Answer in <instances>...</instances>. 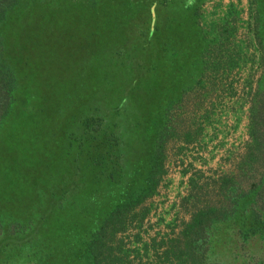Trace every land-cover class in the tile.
<instances>
[{
	"label": "rangeland",
	"instance_id": "rangeland-1",
	"mask_svg": "<svg viewBox=\"0 0 264 264\" xmlns=\"http://www.w3.org/2000/svg\"><path fill=\"white\" fill-rule=\"evenodd\" d=\"M253 1L30 4L44 32L7 45L26 77L0 118V264H186L175 252L191 239L203 264L263 257L264 243L238 244L241 213L193 233L262 171L249 154V96L264 86ZM90 110L104 118L92 131Z\"/></svg>",
	"mask_w": 264,
	"mask_h": 264
},
{
	"label": "trees",
	"instance_id": "trees-1",
	"mask_svg": "<svg viewBox=\"0 0 264 264\" xmlns=\"http://www.w3.org/2000/svg\"><path fill=\"white\" fill-rule=\"evenodd\" d=\"M35 1H41L48 3L51 0H0V118L1 120L5 119L13 111L14 105L17 100H21L20 84L21 80L26 76L19 73L14 64L11 63V60L8 57V52L10 51L8 44L15 45L14 37L18 36L19 31H22V28L25 26L32 27L35 32L40 30V33L44 32L38 24H34V17L36 15H30L29 6ZM251 3H254L251 0ZM264 3V2H263ZM41 12H37L38 17L42 15ZM262 10L258 13L262 14ZM17 14L16 18L13 19L12 15ZM28 19V23H24L23 20ZM264 21V17H261L260 22L256 25V33L259 32L264 34V24H261ZM261 24V26H260ZM46 25V24H45ZM51 28V27H48ZM46 28V29H48ZM37 34L34 33V38ZM22 45V44H21ZM18 46L17 54L20 50ZM261 52V63L264 64V48H260ZM114 55H122L123 49L118 47L117 50H113ZM245 93V92H244ZM247 94V91H246ZM249 114L251 115V121L253 122V128L251 133L255 138H258L256 142L251 143L250 156L255 160L259 161L262 171L259 174V177L252 181L248 187L244 188L242 195L239 198H234L229 202L226 208H222L221 211L210 212L200 216L194 223V235L197 238L203 236L206 233V229L209 225V221L216 217L217 219H222L230 216H236L238 213H241L240 220L234 225L235 232H239L241 236L239 237V243L244 249H247L251 241H258L264 243V86L257 84L256 89L253 93H250L249 96ZM81 105V103H80ZM81 107V106H80ZM79 107V108H80ZM44 108V107H43ZM36 114L39 112L36 110H31ZM20 112V111H19ZM74 113V112H73ZM72 113V115H73ZM79 115L77 116V111L75 117H79L81 121V110L79 109ZM70 115V116H72ZM104 121V118L99 114L98 111H86L83 116V127H91L93 123H101ZM77 126V123H75ZM91 129V128H90ZM96 131L97 129H93ZM66 131V130H65ZM86 131V130H85ZM92 131V129H91ZM71 133H66L69 136ZM159 135H157V144L159 140ZM156 152V151H155ZM116 211L113 210L111 215ZM246 212V213H245ZM22 226V224H21ZM1 227V226H0ZM195 241L191 239L186 246V250H178L175 252L177 257L184 261L186 264H189L195 258V264H203V255L202 252H199L196 248L191 246V243ZM238 242V241H237ZM264 249L261 245V249ZM200 249H203L200 247ZM260 249V250H261ZM247 264H264V254L262 258H257L253 254ZM246 264V262H245Z\"/></svg>",
	"mask_w": 264,
	"mask_h": 264
}]
</instances>
